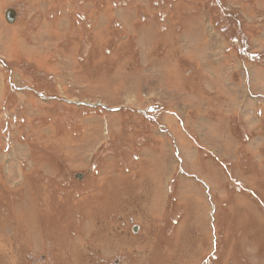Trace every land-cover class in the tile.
Instances as JSON below:
<instances>
[{
  "label": "rangeland",
  "instance_id": "obj_1",
  "mask_svg": "<svg viewBox=\"0 0 264 264\" xmlns=\"http://www.w3.org/2000/svg\"><path fill=\"white\" fill-rule=\"evenodd\" d=\"M0 264H264V0H0Z\"/></svg>",
  "mask_w": 264,
  "mask_h": 264
},
{
  "label": "water",
  "instance_id": "obj_2",
  "mask_svg": "<svg viewBox=\"0 0 264 264\" xmlns=\"http://www.w3.org/2000/svg\"><path fill=\"white\" fill-rule=\"evenodd\" d=\"M4 17L7 23H13L16 17V14L12 9H7L4 13ZM78 177L80 178L81 175H78ZM134 231H136V228H134Z\"/></svg>",
  "mask_w": 264,
  "mask_h": 264
}]
</instances>
